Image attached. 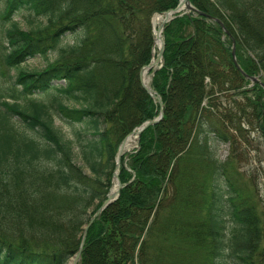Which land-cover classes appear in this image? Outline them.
<instances>
[{"label": "trees", "instance_id": "1", "mask_svg": "<svg viewBox=\"0 0 264 264\" xmlns=\"http://www.w3.org/2000/svg\"><path fill=\"white\" fill-rule=\"evenodd\" d=\"M190 2L199 13L165 26V65L151 72L164 118L123 157L120 197L90 228L79 264L264 263V226L252 184L238 177L241 158L232 151L219 162L210 144H238L244 124L264 140V88L232 53L235 43L243 71L264 83V0ZM179 4L7 0L3 21L27 10L41 24L6 32L3 63L15 74L0 87V264H68L75 255L113 187L123 140L160 115L140 72L154 58V16ZM52 52L43 70L23 67ZM51 91L80 105L56 104L63 121L83 126L74 139L35 98Z\"/></svg>", "mask_w": 264, "mask_h": 264}, {"label": "rangeland", "instance_id": "2", "mask_svg": "<svg viewBox=\"0 0 264 264\" xmlns=\"http://www.w3.org/2000/svg\"><path fill=\"white\" fill-rule=\"evenodd\" d=\"M6 3L7 0H0V15L5 9ZM12 23H18L21 29L24 31L35 29L41 24L40 20L36 19L33 14L27 10L21 11L14 15L8 22H5L0 18V87L3 85L7 86L6 83L9 85L11 81L9 76H13L15 74L13 69H8L3 63L4 56L7 53L6 47L8 45L6 32L11 27ZM56 57L57 52H52L48 55V59L37 57L36 59L28 60L26 64L23 65V67L28 68L29 70H43L47 66L48 62L55 60ZM2 72H4L5 75H3ZM151 78L152 75L150 71L147 74V79ZM233 97L240 98L239 96L235 95H233ZM35 98L38 101H42L50 105V110L55 121V127L63 134L66 139H74L75 132L80 130L82 131V125L77 124L72 126L66 123L60 118L56 110V104L58 102H64L66 105L72 108H79L80 105L76 100L68 99L55 91L36 96ZM224 100V105L227 106L228 101L226 98ZM244 128L247 130V133H244V136L239 138L238 144H223L213 140L210 141V144L212 151L216 152V157L219 162H225L229 158L232 151L236 158H241V162L237 161L236 163L239 172L238 177L243 179L246 184H252L255 190L254 202L258 209L259 215L262 218V225L264 226V140L261 138L260 132H258L254 127L244 124ZM136 147L137 144L135 143L134 147L128 152L135 151ZM75 154V162L78 164V166L82 167L87 175L92 176L90 170L81 160L80 153L76 150Z\"/></svg>", "mask_w": 264, "mask_h": 264}, {"label": "water", "instance_id": "3", "mask_svg": "<svg viewBox=\"0 0 264 264\" xmlns=\"http://www.w3.org/2000/svg\"><path fill=\"white\" fill-rule=\"evenodd\" d=\"M196 12L199 13V10L192 5L190 0H180V4H179V6L176 9L170 10V11L164 13V14H159V16L161 17L162 21H161V23L158 26H156L154 24V26H155V42H154V54H155V56H154L152 62L150 63V65L144 67L141 70V72H140V81H141V84H142L143 88L147 91V93L151 96V98L160 106V108H161L160 115L154 120H150V121L145 122L143 125L138 127L136 130H134L131 134H129L123 140V142H122V144L120 146L117 158H116L115 171L113 173V181H112L113 185L116 182H118V189H117V191L115 193H113L112 190H110L105 202L96 211V213L90 217L88 224L83 229V234H82L80 247L77 250V252L75 253V255L71 258L69 264H79L90 228L92 227V225L95 223L96 220H99L101 218V216L104 213V211L109 206H111L113 203H115V201H117L118 198L120 197L123 185H122V183L120 181V178H119V172H120V167H121V164H122V158H123V156L125 154L124 145H125V142H126L127 138L129 136H135L136 142H137V148H138L139 144H140V138H141L142 133L146 129H148L149 127L157 125L164 118V103H163V100H162L161 96L154 89H152L151 86H149L146 83L145 77L150 71H152V70L156 71V70L162 68L165 65L164 53H165L166 43H165V38L163 36L164 30H165V26L167 24H169L172 20H174L179 15L196 13ZM207 17L210 18L212 21L219 23L222 26V28L228 33V30L225 28V26L223 25V23L219 19L213 18V17L208 16V15H207ZM157 50H158V53H157ZM232 53H233L234 64L237 67V69L248 80H250L253 84H260L264 88V83H262L261 80L258 77H250V76H248L243 71L241 66L239 65L237 57H236L235 43H234V47H233V52ZM153 76H154V74H152V78H153ZM152 78L148 79L149 82H152Z\"/></svg>", "mask_w": 264, "mask_h": 264}, {"label": "bare ground", "instance_id": "4", "mask_svg": "<svg viewBox=\"0 0 264 264\" xmlns=\"http://www.w3.org/2000/svg\"><path fill=\"white\" fill-rule=\"evenodd\" d=\"M161 17L160 16H156L154 18V23L156 26H158L160 23H161ZM145 81L146 83L150 86V82L149 80L147 79V75L145 77ZM136 143V138L135 136H129L125 142V145H124V152H128L130 151L133 147H134V144ZM118 189V182H116L112 188V192L115 193Z\"/></svg>", "mask_w": 264, "mask_h": 264}]
</instances>
